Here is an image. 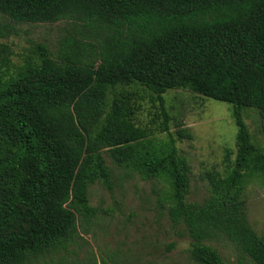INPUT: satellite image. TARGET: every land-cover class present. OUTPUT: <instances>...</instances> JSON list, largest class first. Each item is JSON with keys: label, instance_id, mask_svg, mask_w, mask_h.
Masks as SVG:
<instances>
[{"label": "trees", "instance_id": "trees-1", "mask_svg": "<svg viewBox=\"0 0 264 264\" xmlns=\"http://www.w3.org/2000/svg\"><path fill=\"white\" fill-rule=\"evenodd\" d=\"M0 16L64 23L54 51L33 43L20 64L0 41V264L67 253L80 239L77 221L88 226L97 214L89 188L111 190L105 156L163 184L194 264H225L205 244L221 239L264 264V233L250 226L245 198L251 183H264V0H0ZM13 33L0 26V39ZM171 91L229 104L235 116L234 160L226 151L225 173L201 176L202 202L187 201L191 169L176 143L191 135L169 131ZM145 98L158 108L142 125ZM245 109L257 112L261 145Z\"/></svg>", "mask_w": 264, "mask_h": 264}, {"label": "rangeland", "instance_id": "rangeland-1", "mask_svg": "<svg viewBox=\"0 0 264 264\" xmlns=\"http://www.w3.org/2000/svg\"><path fill=\"white\" fill-rule=\"evenodd\" d=\"M14 28L13 35L1 42L10 45L12 62L20 64L21 56L33 43L45 44L54 51L64 23L14 24L0 16V26ZM146 95V93L141 92ZM164 107L172 118L169 131L185 130L191 139L176 143L181 156L189 163L190 190L188 202H202L208 196L209 186L201 176L211 172L224 174L235 157L236 126L232 106L206 99L188 91H171L163 96ZM136 113L138 124L147 125L158 108L145 98ZM257 112L245 109L242 116L249 132L262 144L257 132ZM180 125V126H179ZM179 126V127H178ZM163 137V134H156ZM226 151L230 152L225 163ZM112 172L111 190L100 183L88 190L89 205L97 210L90 225L77 221L80 239L67 253H54L40 258L34 264H87L88 258L96 264H194L190 257L191 239L182 224L172 223L162 198L163 184L156 179L116 168L105 156ZM247 219L256 232L264 233V183H251L245 191ZM217 251L225 264H253L226 240L205 243Z\"/></svg>", "mask_w": 264, "mask_h": 264}]
</instances>
